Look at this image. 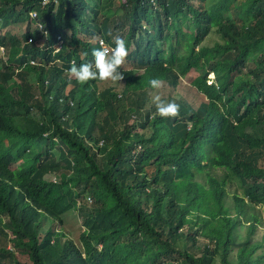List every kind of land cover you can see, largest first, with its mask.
Here are the masks:
<instances>
[{
  "label": "trees",
  "instance_id": "1",
  "mask_svg": "<svg viewBox=\"0 0 264 264\" xmlns=\"http://www.w3.org/2000/svg\"><path fill=\"white\" fill-rule=\"evenodd\" d=\"M117 36L120 90L67 71ZM0 50V264H264V0H0Z\"/></svg>",
  "mask_w": 264,
  "mask_h": 264
},
{
  "label": "clouds",
  "instance_id": "2",
  "mask_svg": "<svg viewBox=\"0 0 264 264\" xmlns=\"http://www.w3.org/2000/svg\"><path fill=\"white\" fill-rule=\"evenodd\" d=\"M100 44L103 45V47L101 46L92 50L94 63L73 64L67 69V71L72 74L78 82L86 83L97 79L111 80L114 82L121 80L122 72L120 70V65L127 55L125 41L117 36L115 37L113 47H107L103 41H101ZM148 84L152 89H158L161 86V81L153 78L148 81ZM154 102L156 112L161 117L173 118L177 116L179 105L176 102L171 100L165 102L161 100L158 95L154 97ZM89 198L87 200L91 203L92 200L90 201Z\"/></svg>",
  "mask_w": 264,
  "mask_h": 264
},
{
  "label": "rangeland",
  "instance_id": "3",
  "mask_svg": "<svg viewBox=\"0 0 264 264\" xmlns=\"http://www.w3.org/2000/svg\"><path fill=\"white\" fill-rule=\"evenodd\" d=\"M115 2H117V0H115ZM116 12L118 14L121 13V11L118 8L116 9ZM220 37L221 36L214 30L206 38V41L204 42V44L208 45V46H212L216 42L221 41ZM1 51L2 50H0V55H1ZM209 78H211V79L214 78V75L211 74L209 76ZM196 79H197V73L193 72L184 79V82L191 84ZM122 85H123V82H121V81H115L114 82L111 80H104L100 83L99 88L113 86L117 90H120L122 88ZM156 92L159 94V96L161 98V97L168 96L171 93V89L168 86L161 84L160 88L156 89L155 93ZM139 129H141V126ZM87 143H89V142H87ZM127 161H128V158H125L123 161V165H126ZM238 183H236V181H234L227 188V193L229 195L228 199H230V197L234 193H238V194H240V196H242V189H241V187H239ZM67 199L68 200H65L64 204L61 206V211L63 212L62 218H63L64 223L62 225V228H60V227H57V228L65 231L67 239L72 240L75 243H77L78 245H80V235H81L82 231L84 230V227H83L84 226L83 225L84 218L81 215L80 211L78 210V207L82 206V204H80V205L77 204V208L74 206V208H75L74 209L72 207L70 201H69L70 198H67ZM87 206L85 208H87ZM91 207H94V206L93 205L88 206L89 209H91ZM257 209L259 211L260 217H263L264 207L259 205V206H257ZM49 227L50 226H48L47 228H49ZM245 228H246L245 225L241 226L242 230H244ZM238 235L240 236L241 234H238ZM256 237L260 240L264 237V219H262V223L260 224V226L258 228V232H257ZM8 247L10 248V246H8Z\"/></svg>",
  "mask_w": 264,
  "mask_h": 264
},
{
  "label": "built area",
  "instance_id": "4",
  "mask_svg": "<svg viewBox=\"0 0 264 264\" xmlns=\"http://www.w3.org/2000/svg\"><path fill=\"white\" fill-rule=\"evenodd\" d=\"M89 200L91 201V199L89 198Z\"/></svg>",
  "mask_w": 264,
  "mask_h": 264
}]
</instances>
